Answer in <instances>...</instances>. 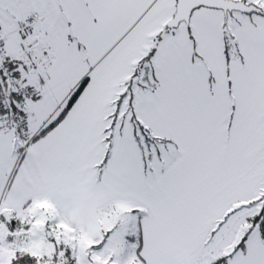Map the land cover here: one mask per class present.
Returning a JSON list of instances; mask_svg holds the SVG:
<instances>
[{
    "label": "snow or ice",
    "instance_id": "1",
    "mask_svg": "<svg viewBox=\"0 0 264 264\" xmlns=\"http://www.w3.org/2000/svg\"><path fill=\"white\" fill-rule=\"evenodd\" d=\"M0 264H264V0H0Z\"/></svg>",
    "mask_w": 264,
    "mask_h": 264
}]
</instances>
